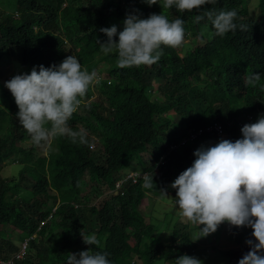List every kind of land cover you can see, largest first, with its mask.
<instances>
[{
	"label": "trees",
	"instance_id": "1",
	"mask_svg": "<svg viewBox=\"0 0 264 264\" xmlns=\"http://www.w3.org/2000/svg\"><path fill=\"white\" fill-rule=\"evenodd\" d=\"M249 2L216 0L184 13L175 7L149 6L143 0H18L9 15L0 7V63L10 55V48H17L27 74L34 67L39 71L41 65L59 66L69 55L89 72L103 64L105 74L99 85V102L84 103L69 121L73 130L86 132L87 143L53 138L44 157L36 155L40 146L34 145L20 126L15 100L9 102L5 94L0 98V170L5 162L23 166L10 180L0 171V259L6 260L19 249L6 227H13L21 241L36 236L21 264H62L69 253L89 249L108 253L111 264H140L142 260L143 264H174L182 255L194 256L199 245L182 231L184 225L155 244L154 228L140 209H146L147 198H159L162 191L175 202L176 191L170 185L195 160L196 149L189 143L169 151L182 139L170 134L168 114L184 118L185 131L219 121L233 142L242 136L236 126L228 127L229 122L250 114L258 118L259 112L264 116V0H259L255 9L257 18ZM232 9L237 12V27L223 37L215 35L206 18L193 22L196 15L208 10ZM134 12L144 19L161 13L169 21L182 19L184 41L192 36L206 42L198 45L194 40L184 57L178 47L162 46L164 54L156 64L121 69L117 54L105 55L97 41L108 40L101 28L116 26L119 33L126 15ZM114 39L118 42V35ZM253 73L261 75L260 80L246 85V75ZM154 79L163 82L164 100L152 99ZM204 81L206 85L200 89ZM7 95L13 98L11 93ZM90 97L91 86L82 101ZM206 137L208 146L222 140L215 135ZM29 140L28 149L19 144ZM93 144L97 145L93 148ZM42 145L44 150L47 144ZM129 167L148 172L155 185L146 188L142 179L137 184L129 181L102 205L89 204L86 199L94 181L95 189L102 183L112 190ZM51 199L57 201L58 208L50 216ZM233 228L235 233L239 230V247L218 250L227 264H238L250 250L246 241H254L240 228ZM81 231L96 234L100 246L86 245Z\"/></svg>",
	"mask_w": 264,
	"mask_h": 264
},
{
	"label": "clouds",
	"instance_id": "2",
	"mask_svg": "<svg viewBox=\"0 0 264 264\" xmlns=\"http://www.w3.org/2000/svg\"><path fill=\"white\" fill-rule=\"evenodd\" d=\"M143 2L149 6L159 4L165 9L175 7L177 12L184 13L199 10L205 5L216 3V0H163L162 4L159 0H143ZM5 14L12 13L6 11ZM18 17L20 16L15 13L14 18L18 19ZM236 17L235 9L208 10L203 15H196L193 22L200 23L206 18L214 29L215 35L223 37L235 31ZM183 25L182 19L176 18L169 21L162 13L152 14L146 19L141 18L136 12L129 13L124 20L122 31L117 33L116 26L101 28L100 31L108 37V40L106 43L101 44L98 41L97 43L100 51L105 55L113 52L117 54V67L121 69L151 66L163 56L162 46L176 48L184 42ZM117 35L118 42L114 39ZM11 52L16 53L19 58L22 55L17 48H10L9 53ZM13 58L11 55V59ZM100 70H103V76L99 81L97 74L101 75ZM104 75V68L97 67L89 72L82 68L75 56L69 55L59 66L52 65L45 68L41 65L39 71L34 67L30 74H27L26 70V74L15 75L5 84L9 91L4 89V93L9 102L15 100L19 109L17 113L19 124L34 145L47 144L48 149L52 139L58 137H67L72 143L84 144L87 143L86 132L73 130L69 126V121L84 103H88L89 100L87 102L82 100L90 86L98 83L100 85L105 79ZM260 78L259 74L246 75V85H254ZM156 81L162 82L160 79H154L153 86ZM154 91L156 89L153 88L152 92ZM8 93H11L13 98H10ZM157 95L160 97L159 94ZM2 97L3 95L0 96ZM262 114L259 112L258 118H255L253 114L243 115L246 118H236L228 123V127L236 126L242 136L235 142L227 140L225 127L219 121L201 128L206 132L195 141L187 142L193 148H195L194 143L197 140L202 141V137L207 134L226 139L214 146L195 148V160L191 167L183 171L170 185L176 191L177 215L191 225L199 227L196 240L215 233L224 223L236 228L250 227L252 229L255 242L246 241L250 250L243 255L238 264H264V116ZM215 123L221 125L223 129L221 135L214 130H208ZM190 131L192 130H186V137L181 138L180 143L172 144L169 151H176L185 146L187 143L184 145L181 143L188 139ZM173 146L176 148L172 150ZM94 147L95 144H93ZM163 159L164 157L161 161ZM5 163L7 165V162ZM132 173L145 174V176L134 183L133 179H128ZM141 179L146 188H152L155 185L153 176H149L148 172L131 169L125 177L117 180L110 193L118 194L127 182L132 181L133 184H137ZM51 190L55 191L53 185L50 187ZM162 193L166 196L164 191ZM76 207L79 206L76 205ZM57 208H51L50 216L56 212ZM44 224L45 222L40 226ZM80 235L86 245L100 246L96 234L86 235L81 231ZM35 238L34 235L23 241L18 239L20 240L19 244L17 243L19 249L6 260L0 259V264H21L29 255L30 240ZM108 255L106 252H94L89 249L79 253H69L67 262L62 264H111ZM174 264H202V261L182 255L175 259Z\"/></svg>",
	"mask_w": 264,
	"mask_h": 264
},
{
	"label": "rangeland",
	"instance_id": "3",
	"mask_svg": "<svg viewBox=\"0 0 264 264\" xmlns=\"http://www.w3.org/2000/svg\"><path fill=\"white\" fill-rule=\"evenodd\" d=\"M18 0H0V7H4L5 11L8 10H14ZM70 2V0H68ZM259 5V0H250L249 2V9L251 10V13L254 18H257V12H256V7L258 8ZM19 18V17H18ZM124 26L121 27V31L123 30ZM197 40V44L203 45L205 44V40L203 39H197L192 36H190L188 39H186L178 48L180 49V55L184 57L186 55L187 48H190L193 46V41ZM11 55L14 57L11 59ZM16 53L11 52L10 56L6 57L4 60L0 63V96H2L4 93V89L9 91L6 87L5 84L10 81L15 75L18 74H26V70L21 64V56H16ZM11 59V60H9ZM100 69L104 68L103 64L99 65ZM102 71L100 70L99 73L101 75H98L99 81L102 78ZM160 81H156L153 88L156 89L154 91V94L152 96V99H155L158 97L157 94H159L160 98L164 100L163 93L160 90V93L158 92V89L163 85V82L160 84ZM206 83L205 81L200 84V89H203L205 87ZM99 83L94 84L91 86V96L89 98L88 103H93L95 101L99 102ZM165 118H169L172 121L171 124V129H170V134L175 135L183 138L186 137V131L184 130L185 126V119L180 117L179 115L173 113V114H168ZM246 118V117H243ZM249 119V118H248ZM201 140H197L194 143V147L196 149H199L202 146L208 145V138L206 136L202 137ZM205 138V139H204ZM201 139V138H200ZM226 139V138H223ZM222 139V140H223ZM228 140V139H227ZM21 146H23L25 149L29 148L30 145V140L28 142H22L19 143ZM97 145V144H96ZM95 145V146H96ZM47 146L43 150V145H40L38 150L36 151V155L38 157H44L47 155ZM133 166L135 165L134 163L132 164ZM3 169L1 171L2 177L5 179L10 180L11 177H16L18 176V173L23 169L22 164L18 163H10L7 162L3 163ZM131 170V167L127 168L126 172ZM117 177V175H116ZM99 187V190H97ZM97 189H95V181L93 184L92 190L88 193L87 195V201L91 205L95 206H100L103 204L105 199H108L111 197L110 190L107 186H105L102 183H98ZM52 193V190L50 194ZM174 198L171 195L166 196L162 193L159 198H155L150 196V198H147L145 201L147 203L146 209H142L141 213L144 217L147 218L148 224L151 225V227L154 228V234H153V242L155 244L162 242L164 237L168 239V237L173 233L174 229L179 226V225H184V229L182 230L184 233H189L188 235L191 236V239L196 242L199 245V249L196 251L193 257L199 259L202 261V264H227V262L222 258L221 254L218 252V250H226V249H232V248H238L239 247V228L237 229L238 232L235 233L233 226H230L229 224H225L222 226L218 227V230L205 237V238H198V232H199V227L196 225H191L190 223L184 221L182 218H180L177 215V207L176 204L173 200ZM57 201L54 199L49 201V206L50 208L55 207V209L58 207V204H55ZM54 209V208H53ZM92 217V216H91ZM202 227V226H201ZM7 233L12 237L11 239L17 244H19L18 239H19V233H16L15 229L13 227H6L5 228ZM240 230L242 231V234L245 235L246 237L248 235L252 236V229L250 227H241ZM250 240V239H248ZM247 240V241H248ZM252 240V239H251ZM255 242V241H253ZM203 250V251H200ZM201 252H205L206 255L201 254ZM144 261V260H142ZM141 261L140 264H143ZM156 264H173L171 262H164L160 261L157 262Z\"/></svg>",
	"mask_w": 264,
	"mask_h": 264
},
{
	"label": "built area",
	"instance_id": "4",
	"mask_svg": "<svg viewBox=\"0 0 264 264\" xmlns=\"http://www.w3.org/2000/svg\"><path fill=\"white\" fill-rule=\"evenodd\" d=\"M208 130L209 131L214 130L218 133V135H221L223 133V129L219 123H215L214 126ZM205 132H206L205 129H199L197 132L195 130L190 131L188 134V139H185L184 141H182L181 145L186 144L188 141L190 142L195 141L199 136L203 135ZM175 148L176 146H173L172 150ZM142 176H145V174L141 175L139 173H132L129 175L128 179H133L134 183H136L138 179Z\"/></svg>",
	"mask_w": 264,
	"mask_h": 264
}]
</instances>
